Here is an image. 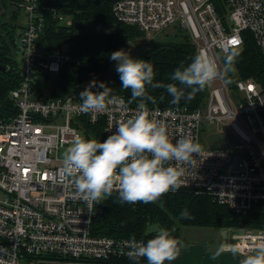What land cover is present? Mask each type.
<instances>
[{"label":"built area","instance_id":"1","mask_svg":"<svg viewBox=\"0 0 264 264\" xmlns=\"http://www.w3.org/2000/svg\"><path fill=\"white\" fill-rule=\"evenodd\" d=\"M20 8L26 16L16 42L22 56L21 81L9 94L17 112L0 119V264L129 258L132 239L91 233L99 202L83 201L71 179L62 177L61 152L79 131L87 132L88 125L101 121L107 137L117 121L145 111L151 119L166 124L173 142L178 136H191L200 145L202 124L216 125L213 132L205 134L206 146L193 154L190 165H184L179 189L206 194L236 214L264 207V93L254 81L237 80L230 91L223 79L217 78L213 82L221 85L213 87L211 82L206 86V104L200 110L130 105L124 99L126 112L109 106L104 112L82 113L80 99L74 95L34 96L32 83L37 76L57 74L71 56L66 49L47 52L39 46L44 25L39 0H21ZM112 12L118 22L137 26L147 35L176 23L185 26L197 53L206 52L218 69V55L224 59V49L242 47V34L247 31L264 61V0H119ZM51 13L56 24H71L55 9ZM223 127L238 144L231 145L225 138L226 145L217 139L218 146L209 147L207 136L225 135ZM112 193L118 190L114 187ZM228 233L229 249L236 246L240 253L253 252L264 242V228H231Z\"/></svg>","mask_w":264,"mask_h":264},{"label":"trees","instance_id":"2","mask_svg":"<svg viewBox=\"0 0 264 264\" xmlns=\"http://www.w3.org/2000/svg\"><path fill=\"white\" fill-rule=\"evenodd\" d=\"M117 1L119 0H39L38 12L44 17L39 46L47 52L66 49L71 59L55 75H38L32 83L34 96L65 98L74 95L80 99L79 93L94 81L95 85L90 90L102 91L99 83L104 82L112 89V94L123 97L130 105L186 107L190 110L203 108L208 95L207 87L197 91L191 101L181 99L178 104L170 103L171 96L164 87H149L146 97L135 99L131 98L129 89L121 88L119 73L116 69L110 68L113 60L109 59V55L112 51L126 46L135 37H145L147 34L137 26L122 24L115 19L112 7ZM19 3L21 0H0V10L3 9L0 15V65L4 67V70L0 71V119H9L17 112L9 94L21 81L20 64L15 53L18 51L17 38L23 29L19 15L23 13L20 12L22 9L18 7ZM11 7H14V10H11L9 20L2 19L4 10ZM44 9L48 11L45 12ZM52 9L71 19L72 23L69 26L56 24ZM169 28L175 32L173 37L176 39L151 41L136 57L152 62L156 73L154 82L159 81L161 85L177 83L171 79L174 70L188 63L197 54L196 45L185 26L176 23ZM242 35L244 42L239 48L240 55L236 58L234 70L228 74L230 83L227 86L230 91H234V83L237 80H252L264 93L263 58L250 33L245 31ZM223 63L225 64V58ZM86 129L89 138L97 140L106 138L101 121L96 125H88ZM184 210H187L189 216H181ZM152 224L166 228L184 244L179 234L180 226L263 229L264 207H255L236 214L227 207L213 202L208 195L194 194L186 189L165 193L156 202L147 204L140 201L135 204L120 203L118 193H112L99 202L96 216L92 221L91 233L98 237L135 238L146 242L156 234L157 230L153 232L147 230L148 225ZM93 262L146 264L143 257L138 260L112 257L107 261L98 260L90 263Z\"/></svg>","mask_w":264,"mask_h":264},{"label":"clouds","instance_id":"3","mask_svg":"<svg viewBox=\"0 0 264 264\" xmlns=\"http://www.w3.org/2000/svg\"><path fill=\"white\" fill-rule=\"evenodd\" d=\"M223 51V72L214 59L201 51L174 70L171 79L177 83L166 85L154 82L156 73L150 60L134 58L124 49L112 51L109 59L116 62L121 88L129 89L131 98L146 97L149 87H164L171 96L170 103L178 104L181 99L191 101L197 91L217 78H222L225 85L230 83L228 74L234 70L240 49L233 47ZM94 85V81L90 82L79 93L80 112L100 113L109 106L121 112L128 111L124 98L112 94V89L104 82L99 83L102 91L90 90ZM200 151L201 146L191 136H178L173 142L166 124L151 119L145 111L117 121L115 130L103 140L76 134L62 153V177L71 179L76 195L86 202L103 201L112 195L115 187L120 203L140 201L147 204L182 187L186 171L184 165H190L194 160L193 154ZM181 216L187 217L189 213L184 210ZM130 246L129 258L132 260L143 257L146 264H165L166 261L170 264L180 255L184 244L166 228H159L146 242L133 238ZM229 250L234 256L240 253L236 246ZM240 264H264V242L256 245L254 252L244 256Z\"/></svg>","mask_w":264,"mask_h":264},{"label":"crops","instance_id":"4","mask_svg":"<svg viewBox=\"0 0 264 264\" xmlns=\"http://www.w3.org/2000/svg\"><path fill=\"white\" fill-rule=\"evenodd\" d=\"M22 13L24 17L21 23L24 28L26 16L23 11ZM228 229L180 226L179 234L184 240V247L177 259L171 261L170 264H240V260L243 259L244 256L252 254L254 251L238 253L235 256L232 255L229 250L231 239ZM223 230H226L225 237L221 235ZM87 264L109 263L89 262ZM165 264H169V262L166 261Z\"/></svg>","mask_w":264,"mask_h":264},{"label":"rangeland","instance_id":"5","mask_svg":"<svg viewBox=\"0 0 264 264\" xmlns=\"http://www.w3.org/2000/svg\"><path fill=\"white\" fill-rule=\"evenodd\" d=\"M20 4L21 3L18 4L19 8H20ZM11 10H14V7H11L9 9L8 8L5 9L4 10L5 14H4V17L2 19L9 20L11 14H12ZM1 11H3V9L0 10V15H1ZM20 12H22V11H20ZM19 15H20V20L23 21V15H21V13ZM109 29H112V28H109ZM103 30H108V29H103ZM173 34L175 35V32L172 30V28H168V29H166V30H164V31H162L160 33L150 34L149 36L146 35L145 37H135L134 40H132L130 43H127L126 46L121 47L119 49H124L132 57L136 58L142 52V50L147 48V46L150 44L151 41H155L157 39H159V40H173V39H176V37H173ZM167 35L170 38H168ZM15 53H16V60L21 65V57L22 56H21V54L18 51H16ZM218 57L221 59L220 71L223 72V69L225 67V64L223 63V56L218 55ZM115 66H116V62L113 61V64H112V66H110V68L115 69ZM212 85H213V87H219L221 84L219 82H213ZM228 94L230 95V92ZM202 127H203V132L200 135V146L201 147H205L206 146L205 142H204L205 134L213 132L216 129V125L210 126L209 124L203 123ZM79 133L82 136L89 137L87 132L79 131ZM63 151L61 152V156H62ZM2 196H3V194L0 192V198H2ZM158 229H159V227L157 225L152 224V225H148V229L147 230H148V232H153V231H156ZM48 264H87V263H74V262L65 261V260L52 259V260H50V262Z\"/></svg>","mask_w":264,"mask_h":264},{"label":"water","instance_id":"6","mask_svg":"<svg viewBox=\"0 0 264 264\" xmlns=\"http://www.w3.org/2000/svg\"><path fill=\"white\" fill-rule=\"evenodd\" d=\"M3 70H4V67L0 65V71H3ZM222 129L225 131V135H223L222 133H213L207 136L206 141L209 147L216 148L218 146L217 139H219V142L222 145H226L225 138L231 145L238 144V139L229 130H227L226 127H223ZM221 235L222 237H225L226 230H223Z\"/></svg>","mask_w":264,"mask_h":264},{"label":"bare ground","instance_id":"7","mask_svg":"<svg viewBox=\"0 0 264 264\" xmlns=\"http://www.w3.org/2000/svg\"><path fill=\"white\" fill-rule=\"evenodd\" d=\"M42 4V3H41ZM43 5V4H42ZM40 7H41V5H40ZM43 7V6H42ZM48 9V8H47ZM46 9H44V11H45ZM48 10H46L45 12H47ZM72 23V22H71ZM213 86V85H212Z\"/></svg>","mask_w":264,"mask_h":264}]
</instances>
